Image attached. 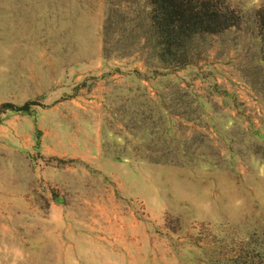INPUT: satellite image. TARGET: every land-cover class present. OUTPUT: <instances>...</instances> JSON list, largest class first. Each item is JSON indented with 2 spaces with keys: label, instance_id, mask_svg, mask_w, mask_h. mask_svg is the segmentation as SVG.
<instances>
[{
  "label": "rangeland",
  "instance_id": "374dc122",
  "mask_svg": "<svg viewBox=\"0 0 264 264\" xmlns=\"http://www.w3.org/2000/svg\"><path fill=\"white\" fill-rule=\"evenodd\" d=\"M226 2L182 62L147 0H0V264H264V0Z\"/></svg>",
  "mask_w": 264,
  "mask_h": 264
},
{
  "label": "trees",
  "instance_id": "16d2710c",
  "mask_svg": "<svg viewBox=\"0 0 264 264\" xmlns=\"http://www.w3.org/2000/svg\"><path fill=\"white\" fill-rule=\"evenodd\" d=\"M149 25L159 59L185 61L183 50L196 35L217 33L238 22L226 0H147ZM257 30L264 42V6L255 9ZM29 102L21 105L26 108Z\"/></svg>",
  "mask_w": 264,
  "mask_h": 264
}]
</instances>
